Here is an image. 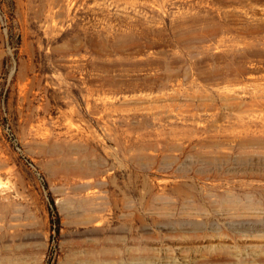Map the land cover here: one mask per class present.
Segmentation results:
<instances>
[{"label":"rangeland","instance_id":"1","mask_svg":"<svg viewBox=\"0 0 264 264\" xmlns=\"http://www.w3.org/2000/svg\"><path fill=\"white\" fill-rule=\"evenodd\" d=\"M0 264H264V0H0Z\"/></svg>","mask_w":264,"mask_h":264},{"label":"trees","instance_id":"2","mask_svg":"<svg viewBox=\"0 0 264 264\" xmlns=\"http://www.w3.org/2000/svg\"><path fill=\"white\" fill-rule=\"evenodd\" d=\"M58 230H59V228H58Z\"/></svg>","mask_w":264,"mask_h":264}]
</instances>
